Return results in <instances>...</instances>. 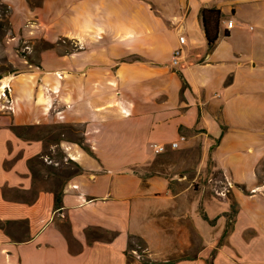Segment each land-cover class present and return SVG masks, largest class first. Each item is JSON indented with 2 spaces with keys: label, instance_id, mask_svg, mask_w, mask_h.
Returning <instances> with one entry per match:
<instances>
[{
  "label": "crops",
  "instance_id": "obj_1",
  "mask_svg": "<svg viewBox=\"0 0 264 264\" xmlns=\"http://www.w3.org/2000/svg\"><path fill=\"white\" fill-rule=\"evenodd\" d=\"M0 1L14 34L34 25L30 36L53 45L39 67L0 78L12 108L0 100V264H142L128 254L129 235L145 241L155 264H207L214 249L213 264H264V184L256 176L264 164V0ZM209 9L222 15L211 50L202 21ZM246 23L254 37H241L237 25ZM131 55L142 61H121ZM195 66L212 74L198 83L186 73ZM52 125L81 126L94 156L38 132ZM14 127L29 128L19 137ZM181 136L201 164L210 160L209 176L232 180L227 199L190 190L188 172L142 177L155 158L149 144ZM247 145L252 153L243 156ZM56 148L82 171L62 179L44 170L34 180L30 161ZM156 178L166 181L162 194ZM161 196L165 209L152 203ZM232 200L237 213L218 245ZM90 230L111 240L90 242Z\"/></svg>",
  "mask_w": 264,
  "mask_h": 264
},
{
  "label": "rangeland",
  "instance_id": "obj_2",
  "mask_svg": "<svg viewBox=\"0 0 264 264\" xmlns=\"http://www.w3.org/2000/svg\"><path fill=\"white\" fill-rule=\"evenodd\" d=\"M7 9V11H6ZM8 8L5 4H3L0 1V23L7 22L8 21ZM252 27L251 29L249 27ZM35 26H31L30 24H27L26 26L22 27V29L18 33H13L10 28V24L5 26L4 30L0 32V77L7 76L6 74H16L19 72H22L27 67V55L31 53L32 47H38L42 50L43 46V40L39 39L38 37L34 36L35 34L31 35L29 34L30 31L34 30ZM254 25L251 23H246V25L239 27L237 25V30H239L242 38H249L254 37ZM32 37L35 39L33 40ZM15 38V39H14ZM238 41H241V39L238 37ZM242 42V41H241ZM59 46L65 50L66 52L73 51L74 44L72 41L68 40H60L57 42ZM40 56V53H39ZM201 56V55H200ZM40 58V57H39ZM177 67V66H176ZM212 71L207 69H202L200 66H195L193 68L187 69L186 73L188 74V77L190 79L196 80L198 83L203 82L206 80L207 76L211 75ZM172 129L165 130V133L170 134ZM150 149V148H149ZM253 150L249 147V145L245 146L244 149H242L241 154L243 156H248L252 152L249 150ZM151 150V149H150ZM46 153H50L48 151H45ZM51 157V153H50ZM53 159L49 160L46 156L44 158V163L47 165L54 164L58 162V168L61 170H66L68 167H71L67 161L69 160L66 157H58L55 152H53L52 155ZM154 160L156 161V164L159 166L160 169H162L164 172H170L172 175L174 173H187L188 172V179L186 183L190 190L192 191H198L206 196H208L210 199H213L217 201V203H220L221 200L214 197L213 193L211 192L209 186L207 185V179L209 177V174L211 173L210 168V160L207 158L203 159V164H201L200 157H199V151L196 147L194 148H183L180 147L179 149L175 151L167 150L165 153L161 155H155ZM195 165V167H194ZM34 168L38 170V172L43 175L44 169L41 165L36 164L34 165ZM69 170V169H68ZM166 185V181L163 178H156L153 184V190L156 193H164V188ZM153 205L157 209H165L167 207L168 201L164 198V196H161V198H157L153 200Z\"/></svg>",
  "mask_w": 264,
  "mask_h": 264
},
{
  "label": "trees",
  "instance_id": "obj_3",
  "mask_svg": "<svg viewBox=\"0 0 264 264\" xmlns=\"http://www.w3.org/2000/svg\"><path fill=\"white\" fill-rule=\"evenodd\" d=\"M7 11V9H6ZM222 18V15L220 11L217 10H202V21L204 25V30H205V40H206V46L208 50H211L216 42L217 39V34H218V22ZM9 23L1 22L0 23V32L4 30L5 26H7ZM224 36H227L226 33L224 32ZM45 45V46H44ZM43 46L42 50L48 49V48H53V45L50 43H47L43 41ZM38 47H32L31 48V53L27 55V61L26 63L28 65L32 66H40V56L39 53L42 51ZM122 62H134V61H142L141 57H138L137 55H131L126 58L121 59ZM178 76L181 80L182 83V89L186 88L187 84L184 80V77L182 74L178 71ZM1 78V77H0ZM29 127H14L13 131L18 135L19 137L23 136V132L27 130ZM43 129V130H42ZM41 131H38L42 137L47 138L49 140H52L56 143H59L61 141H70L72 143L77 144L83 151H85L88 155L94 156L91 149L85 144V140L83 137V131L81 126H74V125H52V126H47V127H42ZM221 129L223 130L224 127L221 126ZM219 141V139H217ZM55 153L57 154L58 157H65L64 153L60 150V148L55 149ZM48 157L49 160L53 159L52 155L50 157V153L44 152L40 157H37L35 159H32L30 161L31 165V171L34 180H40L42 179V175L34 168V165L39 164L42 166V168L48 172L49 175H53L59 178H64L65 176L68 175H75L80 173L82 170L79 168L77 164H75L73 161L68 160L67 163L71 166L68 167L66 170H61L58 168L57 164L56 166L54 164H49L47 165L44 163V158ZM143 175L142 177L147 178L151 177L154 175H159L163 174L164 171L159 168V166L156 164V161L153 160L152 164L145 168L142 169ZM137 173V172H136ZM256 176L257 179L260 183L264 184V164L260 163L258 167L256 168ZM62 205V193L59 192L55 195V200H54V209L58 210L60 209ZM237 213V205L234 200H232L230 209L228 212L224 213L223 216L226 218V224L221 236V239L218 243V245L221 244V241L223 238L227 235V233L231 230L232 226V219L235 217ZM199 214L202 220L207 222L210 226H214L216 223L217 218L214 219H209L206 213L202 210V208L199 206ZM1 226V223H0ZM88 240L91 242L93 240H111V236L108 235V233L101 232L98 230H90L86 234ZM128 254L129 256H132L130 254L131 250H136L138 254L141 255V258L139 260L140 263L142 264H155L153 261L149 260L147 258L146 253H141L144 249H146V243L145 241L135 235H129L128 236ZM215 255V249L212 251L210 255V259H208L206 262L207 264H213L212 260ZM168 263H172V261H169Z\"/></svg>",
  "mask_w": 264,
  "mask_h": 264
},
{
  "label": "built area",
  "instance_id": "obj_4",
  "mask_svg": "<svg viewBox=\"0 0 264 264\" xmlns=\"http://www.w3.org/2000/svg\"><path fill=\"white\" fill-rule=\"evenodd\" d=\"M233 27V23L232 21H228L226 24V29H231ZM180 44H184L185 43V38L184 36L180 35L179 38ZM182 59V48L179 47L177 49H175L172 54H171V58H170V64L173 67H176L179 65L180 61ZM0 100H4L7 104H8V109H12L11 108V102L9 99V87L8 85H0ZM185 141L184 137H179V139L177 141H173L169 144H158V143H150L149 144V148L151 149V151L153 152L154 155H161L163 153H165L167 150L170 151H175L177 149H179L180 144L182 142ZM213 175L211 174L208 179H207V185L209 186L211 192L213 193L214 197L220 199V200H225L229 197L231 191L234 189L235 185L232 182L231 179H229V177H227L225 174H221V175ZM255 191H252V193H254ZM141 253H145V249L141 252ZM130 254L137 260L142 259L141 255L138 254V252L136 250H131Z\"/></svg>",
  "mask_w": 264,
  "mask_h": 264
},
{
  "label": "water",
  "instance_id": "obj_5",
  "mask_svg": "<svg viewBox=\"0 0 264 264\" xmlns=\"http://www.w3.org/2000/svg\"><path fill=\"white\" fill-rule=\"evenodd\" d=\"M6 75L8 76L9 74L7 73ZM179 178H182V175H180Z\"/></svg>",
  "mask_w": 264,
  "mask_h": 264
}]
</instances>
